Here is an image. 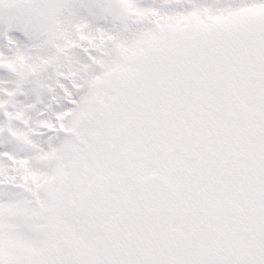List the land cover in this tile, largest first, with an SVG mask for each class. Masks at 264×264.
Wrapping results in <instances>:
<instances>
[{
    "label": "snow or ice",
    "instance_id": "1",
    "mask_svg": "<svg viewBox=\"0 0 264 264\" xmlns=\"http://www.w3.org/2000/svg\"><path fill=\"white\" fill-rule=\"evenodd\" d=\"M0 264H264V0H0Z\"/></svg>",
    "mask_w": 264,
    "mask_h": 264
}]
</instances>
